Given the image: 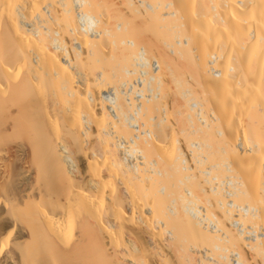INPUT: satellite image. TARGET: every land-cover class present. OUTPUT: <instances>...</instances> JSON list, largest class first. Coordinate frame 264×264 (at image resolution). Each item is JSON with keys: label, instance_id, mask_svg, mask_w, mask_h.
<instances>
[{"label": "bare ground", "instance_id": "obj_1", "mask_svg": "<svg viewBox=\"0 0 264 264\" xmlns=\"http://www.w3.org/2000/svg\"><path fill=\"white\" fill-rule=\"evenodd\" d=\"M139 1L140 6L144 5L152 12L159 5L151 4L153 0ZM171 1L169 7L173 4ZM194 1L197 3L198 0H187L188 4L181 1L182 7L184 8L186 3L185 7L192 5L197 8ZM199 1L205 2L207 10L197 13L196 8L192 12L190 7L192 13H189V9L184 8L189 14L186 17L189 22L184 19L181 24L191 27V32L186 28L190 37L186 36L180 41L182 37L178 39L179 36L174 33L176 30L173 32L176 24H172L176 23V15L181 10L177 8L179 6L174 7L175 10L172 7V10H166L175 16L171 22H163V19L160 22L158 15L153 17L152 14H147L148 18L139 23L140 25H135L134 32L130 31L131 34L133 32V37H130L129 29L126 31L125 25L123 27L121 23L116 26L118 30L122 27L125 29L121 35L110 32L111 22L109 27H101L103 19L100 20L102 16L98 15L102 5L100 0H0V264H169L165 259L168 257L163 258L159 251L162 246H158V239L164 238L166 233L169 241L173 243L177 238L176 231H179V236L180 231H184L183 236L185 232L189 238L192 236V240L197 243L192 247L198 245L195 251H199L201 246H208L202 247L203 250L201 248L205 255L202 253L196 259L201 260L199 264H230L231 261V264H252L251 260L254 259L250 252L254 257L261 256L262 262L259 261L264 264V0ZM205 4L203 3L204 6ZM97 5L100 9L95 8H99ZM111 5L113 6L112 3ZM103 6L105 7V2ZM201 6L199 4V7ZM90 7H94L95 14ZM184 11L181 10L180 13ZM190 14L194 16L193 19ZM129 22L132 25L137 24L136 20ZM170 31L174 33L172 37L176 36L178 39L175 41L178 46L181 45L180 48L174 47L171 42V45L168 44ZM203 33L209 38L204 37L201 41ZM101 39L108 44V50L102 49L99 42ZM202 42L206 43L207 47L204 48ZM135 43L139 45L137 52L134 50V47L138 46ZM161 43L166 44L164 48L172 46L169 50L171 54L161 52ZM78 46L81 50H77ZM153 53L155 55H152ZM139 59L145 66V90H153V93L139 110L135 122H139L141 130L134 134L129 117L130 105L124 100L120 87L127 80L128 69ZM95 67L100 70H95ZM190 72L191 77L195 76L197 82L200 81L205 89L208 86L212 89L214 86L221 92V103L218 100L221 109L217 103L218 108H214L218 109V112L222 111L217 117L218 112L215 110L214 114V110L210 108L214 115L208 118L213 120L215 116L221 119L223 116V122L214 120L217 125L220 122L222 127L224 126L225 137L221 125H218V129L212 121L213 127L216 126L214 132L217 133L218 129V133L223 134V137H220L223 139H217L216 134L212 130L209 131L212 125L205 117H201L204 115L202 107L201 115L199 114L200 124L203 123L202 125L208 128L203 129L199 124V119H196L198 114H195V118L193 114V119L198 122L195 121L197 126L192 120V112L187 109L188 106H200L197 104L202 103H199L200 99L193 101L195 96L185 82V73ZM91 86H95L97 91ZM167 89L174 96L171 98V105L168 100L166 103L162 98L168 95ZM108 90L115 95L113 105L105 102L103 92ZM146 102L148 105L152 103L155 110L160 112L156 119L154 118L152 126L143 120L149 113L144 110L146 106L149 109V106L145 105ZM83 105L85 109L80 108ZM144 114L146 116H143ZM236 115L240 121H235ZM150 116L147 119L151 118ZM149 120L151 122V119ZM174 121L180 127L176 133L182 132V136L185 134V139L190 141L185 142V145L188 144L182 148L183 151L190 146L188 149L192 152L195 163L198 162L200 170L207 168L201 172L204 173L203 179L209 188L201 186L202 190L199 192H203L202 195L208 194L204 195L207 197H202L203 202L206 199V204L213 208L212 211L218 210L219 217L216 215L217 211L213 213L212 208L207 209L205 202L202 204L198 192L194 194V189L201 185L198 178L201 176L202 181V173L197 169V164V168H190L187 163L189 158L184 157L179 145L174 144L177 136L170 135L175 131V124H172ZM91 124L97 125L95 129L99 130V135H96L102 139L100 141L95 138L97 145L102 147H99L101 152L103 151L102 154L98 151L99 157L89 155L92 149L86 153V145H90L94 139L91 143L87 140L95 137L94 133H91L93 130H90ZM120 124L129 125L133 130L132 134L129 133L127 137L128 134L121 132L118 129ZM172 125L174 128H171ZM199 125L206 131L204 134L202 129L193 132L189 128L196 129ZM128 128L125 129L128 131ZM239 128L241 133L238 135ZM115 130L122 134L119 135ZM100 132L103 133L102 138ZM190 132L194 133L191 140ZM195 132H198V139L203 134L208 141L198 142L203 137L197 141ZM64 134L67 135L66 139ZM103 135L109 137L103 139ZM168 135L169 137H166ZM118 136L125 138L128 143L124 148L121 142L115 140ZM171 136L175 138L174 141ZM160 137L168 138V142L160 141ZM141 138H145L142 142L151 139L153 147L159 149L157 154H164L161 157L158 155V161L160 157L163 160H171L169 163L165 160L166 165L170 162L172 165L176 160L184 164L179 166L180 169L177 167L178 162L174 163L181 173L179 175L176 168L179 185L176 179H172L170 185H165L162 179L167 172H163L165 166L160 163L158 165L156 160L151 162L147 159L150 157V154L146 157L147 153L152 151V147L150 144L149 148L142 146L145 143H140ZM212 138L214 142L217 139L219 143H214ZM176 141V144L180 143ZM171 143L179 149L178 152ZM213 143L218 146L217 149L221 148L216 150ZM211 146L213 147L210 148ZM89 147L94 148L93 145ZM213 148L214 151L208 152ZM155 152L153 150L152 153ZM205 153L216 155L217 157H213L220 162L214 160L216 163L210 164L206 160L210 158L212 161L213 158L207 157ZM73 155L80 160L79 164L85 172L83 175V172L78 173L80 170L77 171L78 176L75 174L73 168L77 167H73ZM132 157L136 160L132 161ZM139 158L142 161H138ZM205 162L211 166L203 164ZM139 163L145 165L146 167H142L149 169L151 174L146 175ZM149 163L152 167L147 165ZM76 165L79 166L78 163ZM156 165L161 170L155 167ZM218 166L222 169V175H219L221 179L217 176L219 173L215 172H220V168L213 169ZM235 166L239 172H236ZM182 168L191 169V172L197 169L196 174L199 171L200 175L197 174V178L193 173L190 175L189 171H184L186 174L183 173L182 176ZM102 170L104 173L99 172ZM106 172L108 176H113L114 173L120 176H117L120 180L119 186L110 179L111 177L102 175H106ZM212 172L216 175H211ZM234 172L238 174L235 175ZM79 174L82 176L79 177ZM178 176L184 177L183 180L181 177L178 179ZM169 177L168 181L171 180ZM204 182L202 185H206ZM225 182L230 189H225ZM179 186L183 187L182 191ZM222 189H225V194ZM248 197L255 203L251 200L250 203ZM199 202H202V205ZM199 208H204V213H201ZM162 227L165 232L159 234L160 230V233L163 232ZM156 228H161L158 232L160 236ZM188 237L184 236L189 240ZM179 240L181 241L180 238ZM200 242L204 245H199ZM165 243L167 245V242ZM174 243L179 250L182 243ZM188 244L190 245V242L187 241ZM210 246L212 248H209ZM167 247L169 245L162 248L168 253ZM188 250L186 254L190 253ZM183 253L179 255L182 254L183 257ZM169 256L171 261L172 256ZM192 256L187 254L184 256L186 259L181 257L185 261L183 264H190ZM182 261L180 259V262Z\"/></svg>", "mask_w": 264, "mask_h": 264}, {"label": "rangeland", "instance_id": "obj_2", "mask_svg": "<svg viewBox=\"0 0 264 264\" xmlns=\"http://www.w3.org/2000/svg\"><path fill=\"white\" fill-rule=\"evenodd\" d=\"M95 1H97V0H95ZM115 1H116V2H115ZM145 1L151 2L150 0H145ZM153 1H154V2H153ZM153 1H152L151 4H153L154 6H156V5L159 4V5L157 6V8L155 7L156 9L154 8L153 12H152L151 10H149L147 7H145L144 5H141V6H140V5H139V2H140L139 0H136V2H135L134 0H133V1H132V0H109V1H108V0H104V1L102 0V2H101V0H100L99 3L102 4V5L100 6L101 9H100V7H99L98 5H97V6H98L99 8H97L96 6H95V8H96V9H100V13L102 14V15H101L100 13L98 14V15L102 16V17H100V20L103 19V20H102L103 22L100 23V24H101V27H103L102 25H104V26L106 25L107 27H109V23L111 22V23H110L111 26H110V28H109V29L111 30L110 32H111V33H119V34H120L121 32H124L125 29H124L123 27H124V25H125L126 31L129 29L128 33H129L130 35H129V34H128V35H129L130 37H133V32H134L135 27L138 26V25H140V24L145 20L146 17L148 18V15H151V14H152L153 17L156 16V15H158V18L160 17V18L158 19V21H160V22H162V19H163V22H166L167 20H169V22H171V20H173V19L175 18V16H172L171 14H169L170 12H168V11H166V10H172L171 7L173 8V10H175L176 6H179L180 8L177 7L178 10L181 9L182 11H184V8L187 7V6L185 7V4H186V3L188 4V2H189V1L187 2V0H180V1L177 0V1H178L177 3H176V0H173V1H171V0H159L160 2H159L158 0H153ZM157 1H158V2H157ZM166 1H167V2H166ZM170 1L173 2V4L171 3L172 5L170 4V7H169V3H170ZM174 1H175V3H174ZM181 1H182V2H185V1H186V3H184V8L182 7V2H181ZM198 1H199V0H198ZM198 1H197V3H195L196 1H194V3L197 4V5H196L197 8L195 7V8H196L195 12H197V13L200 12V13H201L202 11L207 10V9H205V8H207L205 2L202 1V2L205 4V6H204L203 3H200V1H199V3H198ZM92 2H93V0H92ZM104 2H105V7L103 6V5H104ZM110 2L113 4L114 7L111 5ZM155 2H156L157 4H156ZM115 3H116V5H115ZM140 3H141V2H140ZM160 3H161V5H160ZM166 3H168V4H167V7L165 6ZM190 3H191V1H190ZM190 3H189V5H190ZM94 4H95V3H94ZM192 4H193V3H192ZM199 4L202 5V6L199 7ZM110 5H111L112 7H111ZM106 6H107V8H106ZM154 6H153V7H154ZM103 7H104L105 10L103 9V11H102V8H103ZM108 7H109L110 9H109ZM139 7H140V8H139ZM168 7H169L170 9H169ZM174 7H175V8H174ZM190 7H191L192 12H194L193 9H195V8H194L192 5H191ZM190 7H189V8L187 7V8L189 9V11H188L189 13L191 12ZM202 7H203V8H202ZM90 8H91V7H90ZM114 8H115V9H114ZM117 8H118V9H117ZM187 8H186V9H187ZM121 9H122V10H121ZM163 9H164V11H163ZM186 9H185L186 12L184 11V13H183V12L180 13L181 10H179V11H180V12H179L180 14H179V13H178L177 15L175 14L176 17L178 16V17L175 19V22H176V23H172V24H174V25L176 24V27L173 29V32H174V30H176L174 33H176V34L179 36L178 39H179L180 37H182L180 41H182V39H185L186 36H187V37H188V36L190 37V33H189V32L187 33L186 28H187L188 30L190 29L189 31L191 32V27L189 28V27H186V26H184V25L181 24V21L183 20L182 23H184V19H186V17L189 15V14L187 13V10H186ZM91 10H92L93 13L95 14V12H94L95 9H94V7L91 8ZM113 10H114V11H113ZM96 11H97V10H96ZM101 11H102V12H101ZM105 11H106V12H105ZM108 11H109V12H108ZM117 11H118L119 13H118ZM154 11H155V12H154ZM165 12H166V13H165ZM192 12H191V13H192ZM111 13H112V14H111ZM121 13H122V14H121ZM126 13H127L128 16L126 15ZM137 13H138V14H137ZM149 13H150V14H149ZM197 13H196V14H197ZM96 14H97V13H96ZM110 14H111V15H110ZM119 14H121V16H120ZM129 14H130V15H129ZM147 14H148V15H147ZM168 14H169V15H168ZM194 14H195V13H194ZM194 14H193V15H194ZM105 15H106V16L108 15L107 18H105V17H106ZM109 15L112 16V17H110ZM152 15H151V16H152ZM170 15H171V16H170ZM179 15H180V16H179ZM96 16H97V15H96ZM151 16H149V17H151ZM184 16H185V18H184ZM190 16L192 17V19L194 18V16H192L191 14H190ZM97 17H99V16H97ZM109 17H110V19H109ZM118 17H119V18H118ZM122 17H123V18H122ZM153 17H152V18H153ZM166 17H167V18H166ZM168 17H169V19H168ZM112 18H113V19H112ZM170 18H172V19H170ZM115 19H116V20H115ZM119 19H120V20H119ZM155 19H156V17H155ZM164 19H165V20H164ZM180 19H181V20H180ZM188 19H189V18H188ZM105 20H106V21H105ZM135 20H136V23H137V24H135V23H133V25H132V23L130 24L129 21H132V22L134 21V22H135ZM186 20H187V19H186ZM122 21H123V22H122ZM156 21H157V20H156ZM178 21H179V22H178ZM112 22H113V23H112ZM148 22H149V21H148ZM188 22H189V21L187 20V23H188ZM106 23H107L108 25H107ZM115 23H116V24H115ZM119 23H121V25L123 26V27L121 28V29H123L122 31H120L121 29L118 30L117 27H116L117 24H119ZM139 23H140V24H139ZM128 24H129V25H128ZM160 24H161V23H160ZM179 24H181V25H179ZM192 24H193V23H192ZM135 25H136V26H135ZM190 25H191V24H190ZM126 26H127V27H126ZM131 26H133L132 29H131ZM179 26H180V28H179ZM128 27H130V28H128ZM99 29H101V28L99 27ZM180 29H181V30H180ZM80 30H82V29H80ZM132 30H133V32H132V34H131L130 31H132ZM115 31H116V32H115ZM87 32L90 33L89 31H87ZM171 32H172V31H170V36L168 37L170 40L167 39V40H168V44H170L169 42H171V44H172L174 47H176V48H180L181 45L178 46L177 43H176V41H177L178 39L176 38V36H173V37H172V35H174V33L172 32V34H171ZM181 32H182L183 34H181ZM88 33L84 32V34H87V35H88ZM126 33H127V32H126ZM79 34H80V33H78V35H79ZM82 34H83V33H81L80 35H82ZM84 34H83V35H84ZM124 34H125V33H124ZM124 34H123V36H124ZM176 34H175V35H176ZM188 34H189V35H188ZM89 35H90V34H89ZM120 35H121V34H120ZM149 35H151V34H149ZM202 35H204V33H203ZM92 36L94 37V35H92ZM129 36H128V37H129ZM102 37H103V35H102ZM104 37H105V36H104ZM104 37H103V38H104ZM124 37H125V36H124ZM126 37H127V34H126ZM150 37H151V36H150ZM171 37H172V38H171ZM184 37H185V38H184ZM204 37L206 38V36L204 35V36L201 38V41H202V39H203ZM207 38H209V37H207ZM207 38H206V39H207ZM102 40H104V39H101V41H99L100 44H101L102 46H101L100 44H99V45L102 47L103 50L106 51V50H108V48H106V47H108V46H107L108 44L105 42V40H104V42H103ZM167 40H166V42H167ZM175 40H176V41H175ZM203 40H204V39H203ZM145 42H146V41H145ZM137 43H138V42H137ZM137 43H135V44L138 45ZM175 43H176V44H175ZM171 44H170V45H171ZM174 44H175L176 46H175ZM201 44H202V46H203L204 48L207 47V46L205 45L206 43L202 42ZM203 44H204V45H203ZM165 45H166V44H164V43H163V44L161 43V45H159L160 47L163 46L162 48H160V49L162 50L161 52L165 51V52H167L168 54H171V53L169 52V50L171 49L172 46H170V45H169V46H166V47H165L166 50H165V48H164ZM182 46H183V45H182ZM78 47H79V48H78ZM78 47H77V50H78V49L81 50V47H80V46H78ZM138 47H139V45L134 47L135 52H137ZM158 51H159V50H158ZM191 52H192V51H191ZM152 55H155V54L153 53ZM190 55H192V53H190ZM152 57H153V56H152ZM98 67H99V66H98ZM98 67H97V68L95 67V70H96V69H97V70H100V69H101V67H99L100 69H99ZM191 74H192V72H190V73H185V75H186L187 77L184 75V76H185L184 78H185V80H186L185 82L188 83V85H187V84H186V85H187V87L190 86V90L193 92V95L195 96L193 101H195V99H196V101H197L198 99H200V100H198V101H199V103L201 102L202 104H197V105H200V106H196L195 104H192V105H194V106H192V107H190V106H191V104H190V106H188L187 109H190V111L192 112V114H191V116H192V120H193L194 123H195L196 120L193 119V114H194V118H195V117L197 116V114H198V116L196 117V119H197V118L199 119V118H200L199 114L201 115V111H200L201 109H200V108L202 107V112H203V114H204L205 116H204V115H201V117H202V118L205 117L206 120L209 121V124L212 125V126H210V128H209L210 130H209V129H208V130H209V131L212 130V131L214 132V130L216 131V129H215L216 126H217V128H218V127L221 125L220 122H223V121H221V119H222L223 116H221V119H220V118H219V119H218V118H215V116H213V118L216 119V122H217L218 120L220 121V122L218 123V125L220 124L219 126L216 124V122H215L214 119H213V120L211 119V118H212L211 116L214 115L216 111L218 112V109L216 110V108H218V105H219V108L221 109V105L219 104V103H221L220 100H219V99H221V98H220V96H221L220 93H221V92L218 90V88H215L214 86H213V87H214L216 90H214L213 87H212V89H210L211 86H208V87L205 89V86H204L203 84L201 85L200 81H199V83H198L197 80L195 79L196 77H195V76L191 77ZM189 75H190V76H189ZM127 78H128V76H127ZM216 78H218V77H216ZM187 79L189 80V82H188ZM193 79H194V80H193ZM192 81H193V82H192ZM190 82H191V83H190ZM189 83H190V85H189ZM78 84H80L81 86L84 87V85L81 84V82H78ZM199 84H200V85H199ZM170 86H171V84H170ZM206 86H207V85H206ZM83 87H82V90L84 91ZM94 87H95V86H94ZM94 87L92 88V86H91L92 89L96 90ZM110 87H111V86H110ZM91 88H90V89H91ZM96 88H97V87H96ZM198 88H199V89H198ZM208 88H209V90H208ZM197 89H198V90H197ZM199 90H200V91H199ZM203 90H204V91H203ZM206 90H207V91H206ZM210 90H211V92H210ZM96 91H97V90H96ZM166 91H167L166 93H167L168 95H167V94H165V95H167L168 97L166 96V97H167V98H166V97L163 96L162 98L164 99L165 102H166V100H168V103H170V101H172V99H173L174 96H173V94H172L171 92L168 91V89H167ZM217 91H218V92H217ZM92 92H93V91H92ZM192 92H191V93H192ZM194 92H196V94H194ZM219 92H220V93H219ZM95 93H96V92L94 91V94H95ZM197 93H198V95H197ZM216 93H217V94H216ZM191 95H192V94H191ZM193 95H192V96H193ZM201 96H202V97H201ZM196 97H197V98H196ZM165 98H166V99H165ZM169 98H170V100H169ZM171 98H172V99H171ZM202 100H203V101H202ZM218 100H219V103H218ZM164 101H163V103H165ZM211 102H212L213 104H211ZM89 103H90V102H89ZM147 103H148V102H146L145 105H146ZM166 103H167V102H166ZM216 103H217L218 105H217ZM148 104H149V103H148ZM148 104H147V105H148ZM150 104H151V105H148V106H149V109H148V107L146 106V109H144V110H146V111L149 112L147 117H149L150 114H151V116H150L151 118H149V119H151V122H150L149 119H147V117H143V118H144L143 120H144V121H145V120L148 121V124L151 125L153 122H155V121H153V120L156 119V118H155L156 115H159L160 112L158 113V111H156L157 109L155 110V108H154V106L152 105V103H150ZM171 104H172V102L170 103V105H171ZM201 105H203V106H201ZM195 106H196V107H195ZM83 107H84V105L81 106L80 108L82 109ZM214 107H216V108H214ZM80 108H79V109H80ZM152 108H153L154 110H153ZM210 108H212L214 111H213L212 109H210ZM81 109H80V110H81ZM84 109H85V107H84ZM193 109H194V110H193ZM204 109H205V110H204ZM220 109H219V110H220ZM150 110H151V113H150ZM152 110L154 111V113H155V111H156V113L154 114V113L152 112ZM192 110H193V111H192ZM209 110H210V111H209ZM215 110H216V111H215ZM84 111H85V110H84ZM142 111H143V110H142ZM146 111H145V112H146ZM212 111L214 112V114L212 113ZM220 111H222V110H220ZM220 111H219L218 113H216V116H217V117H218V114L220 113ZM188 112H189V111H188ZM197 112H198V113H197ZM141 114H143V113H141ZM195 114H196V116H195ZM154 115H155V116H154ZM210 115H211V116H210ZM143 116H146V115L144 114ZM208 117H211V118H210L211 121L209 120ZM236 117H237V115H236ZM141 118H142V115H141ZM152 118H153V119H152ZM154 118H155V119H154ZM207 118H208V119H207ZM241 118H242V117H241ZM241 118H240V119H241ZM198 119H197V120H198ZM249 119H251V117H250ZM109 120H110V119H109ZM109 120H108V121H109ZM141 120H142V119H141ZM141 120H140V121H141ZM222 120H223V119H222ZM233 120H234V119H233ZM237 120L240 121L238 117H237V119H235V121H237ZM246 120H247V117H246ZM246 120H245V121H246ZM144 121H143V123H147V122H144ZM199 121H200V122H199ZM212 121L215 122V123H214V124L216 125V126L214 125L215 128L213 127V122H212ZM243 121H244V118H243ZM247 121H248V120H247ZM247 121H246V122H247ZM141 122H142V121H141ZM198 122H199V124H200V123H201V119H199ZM198 122L196 121V123H198ZM210 122H211L212 124H211ZM126 123H127V122H126ZM196 123H195V125L197 126ZM247 123H248V122H247ZM122 124H123V123H122ZM122 124H120V126H121ZM148 124H146V125H148ZM172 124H173V125L175 124V125H174V127H175L174 130H175V131H174V130H173V131L176 133V132L178 131V127H179V125H177V123H176L175 121L172 122ZM192 124H193V123H192ZM202 124H203V123H202ZM202 124H200V125H202ZM223 124H224V123H223ZM89 125H90V124H89ZM118 125H119V124H118ZM146 125H145V126H146ZM150 125H149V126H150ZM173 125H172L171 128H174ZM193 125H194V124H193ZM193 125H192L191 127H193ZM195 125H194V126H195ZM200 125H199V128L196 127V129H192L191 127H189V128H190L191 130H193V132H194V130H198V132H199L200 129H202V128L200 127ZM245 125L247 126V124H245ZM91 126H92V127H91ZM91 126H90V130H93V131H92V132L90 131V132H91L92 134L94 133L95 137H94V135L91 134V136H93L94 138H91V136H90L89 138H91V139H90V140H87V141H90V143H91V142L93 141V139H94V141L96 142V144H95V142L93 141V142H92L93 144L91 143L90 145H91V146L93 145L94 148H95V147H97V148L94 149L93 147H89L90 145L88 144V142H85V143L88 144V145L85 144V145H86V149H88V150L86 151V153L88 154V151H89L90 149H92V152H93V151H94V152H93V153H92V152L90 153V151H89V155H93V154H94V156L99 157V156H100L99 152H100L101 154H102V152H103V151L101 152V150H102L101 148H102V147L99 146V145H97V140L100 139V138L97 137L96 134L99 133V130L95 129V127H96L97 125L94 126V125L91 124ZM93 126H94V127H93ZM123 126H124L125 128H128V127H129V125H126V124L123 125ZM123 126H121L120 128H119V126H118V129H120L121 132H125V134H128V135H127V137H128V136L130 135L129 133H131V131H133V130H131L130 127H129V128H128L129 130L127 131V129L123 128ZM149 126H148V127H149ZM151 126H152V125H151ZM151 126H150V128H151ZM176 126H177V127H176ZM202 126H203V125H202ZM203 127H204L203 129H207V128H208V127H206V126H203ZM211 127H212V128H211ZM221 127H222V125L220 126V128H221ZM223 127H224V126H223ZM223 127H222V129H223ZM145 128H146V127H145ZM213 128H214V129H213ZM220 128H218V129H220ZM237 128H238V127H237ZM247 128H248V126H247ZM249 128H250V127H249ZM115 129L117 130V127H116ZM122 129H123L124 131H122ZM147 129H148V128H147ZM203 129L201 130V132L204 134V131H205V130H203ZM218 129H217V133H218ZM240 129H241V128H239V130H238V135L241 133V130H240ZM94 130H95L97 133L94 132ZM100 130H102V129H100ZM116 130H115V131H116ZM179 130H180V127H179ZM126 131H127V132H126ZM187 131H188V130H187ZM189 131H190V130H189ZM189 131H188V132H189ZM209 131H208V132H209ZM252 131H253V129H252ZM116 132H117V131H116ZM118 132H119V130H118ZM118 132H117V133H118ZM121 132H119V135H120ZM174 132H173V133H174ZM178 132H179V131H178ZM191 132H192V131H191ZM191 132H190L191 135L194 134V133H191ZM198 132H195V134H196L195 137L198 135ZM201 132H200V133H201ZM205 132H206V131H205ZM208 132H207V133H208ZM213 132H211V133H213ZM100 133H101V134H100V137H101V135H102L103 133H102V132H100ZM171 133H172V132H171ZM173 133L170 134V135H173V136H175V137L177 136V137H176V138H177L176 140H178V142H180V143H179V144H176L177 141L175 140L174 144H175V145H179V148H180V149H182L183 147L187 146V144L190 142V141H188L187 138L185 139V137H184L185 134H184V133H183L184 136H182V132H180L181 134H180V133H176V134L174 133L175 135H174ZM200 133H199V134H200ZM202 133H201V134H202ZM211 133H210V134H211ZM214 133L216 134V138L218 139V137H219V138H220V137H223L222 135L225 133V131H224V129H223V134H222V135L219 134V133H218V134H219V135H218L216 132H214ZM214 133H213V134H214ZM262 133H264V132L262 131ZM65 134H66V133H65ZM65 134H64V138L66 139L65 136H67V135H65ZM121 134H122V133H121ZM131 134H132V133H131ZM190 134H189V136H190ZM203 134H202V137H203ZM215 134H214V136H215ZM98 135H99V134H98ZM123 135H124V134H123ZM180 135L182 136V138H181ZM205 135H207V134H205ZM217 135H218V136H217ZM125 136H126V135H125ZM186 136H187V135H186ZM207 136H208V135H207ZM263 136H264V134H263ZM108 137H109V136H108ZM108 137H107V136L105 137V136L103 135V139H104V138H108ZM166 137H169V135L166 136ZM171 137H172V136H171ZM171 137H170V138H171ZM183 137H184L185 141H184ZM200 137H201V135L199 136V139H200ZM202 137H201V138H202ZM208 137H209V136H208ZM224 137H225V134H224ZM89 138H88V139H89ZM95 138H96L97 140H96ZM101 138H102V137H101ZM162 138H163V139H162ZM170 138H169V141H170ZM172 138H173V139H172ZM172 138H171V139L174 141L175 138H174V137H172ZM191 138H192V139L194 138L193 135H192V137L190 136L189 140H191ZM196 138H197V141H198V140H199L198 137H196ZM206 138H207V137H206ZM263 138H264V137H263ZM110 139L112 140L111 137H110ZM110 139H109V140H110ZM143 139H145V138H143ZM143 139H142V138L140 139V140H141L140 143L143 141ZM160 139H161V140H160ZM182 139H183V140H182ZM212 139H213L212 141L214 142V138H212ZM217 139H216V142L219 143V141H217ZM220 139H223V138H220ZM101 140H102V139H100V141H101ZM159 140H160V141H166V142H168V138H165V137H160ZM204 140L208 141V139H205V138L203 137V139H202V140L200 139V141H198V142H201V141H204ZM210 140H211V138H210ZM85 141H86V140H85ZM145 141H146V142H145ZM145 141L142 142V143H145L144 145L141 143L142 146H144V147L146 146V147L149 148V144H150V146L152 147V151H150L151 148L148 150V152H149V151H150V152L147 153V156H146V157L149 156L148 154H150V157L147 158V159L151 160V162H153L154 160H156L158 165H159V163H160V165H162L163 167L165 166V169H164V170L162 169L164 173H165V171L168 172V169H169V172H170V173H168V174H167V172H166V174L163 173L165 176L163 175V176H162V179H163V181H164V183H165L166 186L170 185L172 179L175 181V179H176V173L178 172L179 175L181 174V173H180V170H178V169H179L180 167H182L181 164H182V165H184V164L181 163L180 160H179V161L176 160V161L178 162V164H177L178 166H177V167L180 166L179 168H177V167L175 166V164H174V163H176V161H174V162L172 163V165H171V162H170V164H168L169 161H171V160H167L166 158H164V160H163V158H160V157H161L162 155H164V154H161V156H160V153H162V152H160L159 154H157V151H159V149L153 147L151 139H150V140H145ZM150 141H151V142H150ZM173 141H170V142L173 143ZM187 141H188V143H186V145H185V142H187ZM170 142H169V143H170ZM191 142L193 143V141H191ZM194 142H195V141H194ZM216 142H214V143H216ZM220 142H221V141H220ZM138 143H139V141H138ZM172 143H171V146L175 148V145L172 144ZM192 143H191V144H192ZM195 143H196V142H195ZM201 143H204V142H201ZM210 143H211V142L209 141V144H210ZM214 143H213V146H214V148L216 147V150H218L219 148H221V147H219V148L217 149L218 146H217L216 144H215V145H216V146H215ZM141 144L139 145V148H140ZM146 144H148V145H146ZM173 145H174V146H173ZM183 145H184V146H183ZM210 145H211V144H210ZM180 146H181V147H180ZM213 146H211L210 148H212ZM222 146H223V145H222ZM99 147H101V148H99ZM144 147H143V148H144ZM156 147H158V146L156 145ZM177 147H178V146H177ZM143 148L141 147V149H143ZM148 148H146V149H148ZM188 148L190 149V146H188L187 148H184V151H183V149H182V152H184V157H188V158H189V159H188V158H187V159H188V161H189L190 163H189V162H187V163L190 164V165H189L190 168L193 169V167H196V166L198 167V164H197V163H198V162H197L198 160L195 159L196 162H197V163H195V161H194V159H193V157H192V152L189 151ZM208 148H209V147H208ZM214 148L211 149V150L209 149L210 151L208 150V152L214 151ZM86 149H85V150H86ZM100 149H101V150H100ZM96 150H97V151H96ZM118 150H119V149H118ZM118 150H117V151H118ZM153 150L156 151L155 154L152 153ZM175 150H176V152L179 151L178 148H177V149L175 148ZM95 151H96L97 153H96ZM98 151H99V152H98ZM119 152H120V151H119ZM145 152H146V150H144V153H145ZM206 152H207V151H206ZM151 153L154 154V155L156 156L157 159H155V156L152 155ZM216 153H217V156L220 155L219 151H217ZM216 153H215V154H216ZM218 153H219V155H218ZM176 154H177V153H176ZM185 154H186V155H185ZM190 154H191V155H190ZM205 154H207V153H205ZM158 155L160 156V157H159V160H160V161H158ZM74 156H75V155H73V157H74ZM206 156H207V157H208V156L210 157L211 155L207 154ZM213 156H214V157H217L216 155H213ZM213 156H211V158H213L212 161L209 160L210 158L207 159L206 161H209L210 164H211L212 162L214 163L215 158H214ZM152 157H153V158H152ZM223 157H224V156H223ZM76 158H77V157H74L75 160H73V161H75V162H74L75 165H76V163H78L79 166H77V165H76V166L73 165V167H77V168H73V167H72V168H73L74 171H76L75 174H76L77 176H78V173H81V172H83V173H82V175H83V174L85 173L84 170H83V167L79 164V161H80V160H78V158H77V159H76ZM150 158H151V159H150ZM139 159H140V160H139ZM139 159H138V161H142L141 158H139ZM161 159H162L163 161H162ZM220 159L223 160L222 157H220ZM149 160H147V161H149ZM165 160L168 161L167 165H166V163H165ZM216 160H217L218 162H220L217 158H216ZM216 160H215V161H216ZM217 161H216V162H217ZM162 162H163V164H162ZM216 162H215V163H216ZM221 162H222V161H221ZM74 163H73V164H74ZM194 163H195V164H194ZM207 163H208V162H207ZM207 163L205 162V163H203V164H207ZM213 163H212V164H213ZM215 163H214V164H215ZM196 164H197V165H196ZM199 164H200V163H199ZM210 164H209V165H210ZM219 164H221V163H219ZM236 164H237V163H236ZM236 164H234V165H236ZM147 165H148V166L150 165V167H152L150 163L147 164ZM158 165H156L155 167H157ZM169 165H171V166L169 167ZM193 165H194V166H193ZM195 165H196V166H195ZM201 165H202V163H201ZM201 165H200V166H201ZM207 165H208V164H207ZM209 165H208V166H209ZM139 166L142 167V166H145V165H142V163H139ZM173 166H174V167H173ZM202 166H203V165H202ZM210 166H211V165H210ZM210 166H209V167H210ZM237 166H238V164H237ZM237 166H235L236 168L234 167V168L236 169V172L238 171V167H237ZM145 167H146V166H145ZM145 167H144V168H145ZM197 167H196V168H197ZM203 167H204V166H203ZM205 167H207V166H205ZM144 168L142 167V171L144 170V173H145L146 175L151 174L149 169H148V170H149V171H148L146 168H145L146 170H145ZM148 168H149V167H148ZM157 168H158L159 170H161L159 167H157ZM166 168H167V169H166ZM170 168H171V169H170ZM172 168H173V169H172ZM176 168H177V170H176ZM219 168H220V172L215 171L216 174L219 173V174H217V176L220 175V173L222 172V169H221V167H219V166L216 167V168H213L214 170H215V169H218V170H219ZM81 169H82V170H81ZM180 169H181V168H180ZM183 169H184V168H182V174L184 173V171H186V172L189 171L190 175H191V173H193L194 176H195V175L197 176V174H199V171H200V174H201V173L203 172V170H205V169H207V168L200 170V168L198 167L197 169H198L199 171H198L197 174H196V170H197V169H195V171L192 170L193 172H191V169H187V170H186V169L183 170ZM79 170H80V171H79ZM175 170H176L177 172H176ZM223 170H224V169H223ZM77 171H79V172L77 173ZM174 171H175V174H173ZM201 171H202V172H201ZM224 171H225V170H224ZM99 172L104 173V170L99 171ZM146 172H147V173H146ZM213 172H214V171H213ZM213 172H212L211 175H213ZM225 172H226V171H225ZM238 172H239V171H238ZM106 173H107V172H106ZM141 173H142V175H143V172H141ZM171 173H172V174H171ZM178 173H177V174H178ZM145 174H144V175H145ZM170 174H171V175H170ZM184 174H186V173H184ZM184 174H183L182 176H184ZM200 174H199V175H200ZM216 174H214V175H216ZM224 174H225V173H224ZM224 174H223V175H224ZM227 174H228V172H227ZM231 174H233V172H232ZM234 174H235V172H234ZM236 174H238V173H236ZM236 174H235V175H236ZM82 175H81V176H82ZM102 175H103V176H108V173H107L106 175H104V174H102ZM167 175H170V177L167 176ZM201 175H202V181H200V177H201V176H200L199 178H198V176H197V178H198L199 182L201 183V185H199V187H197V188L194 189V190H195V193H194V194H196V193L198 192V194H200V199H202V202H203V198H204V197H207V196H204V195H206L207 193H204V195H202L203 192L200 193L199 191L202 190L201 186H203V188H206V189L209 188V187H208L207 183L204 182V180H205V179H203V175H204V173H202ZM211 175H210V176H211ZM214 175H213V176H214ZM221 175H222V173H221ZM221 175H220V176H221ZM81 176H80V174H79V177H81ZM117 176H119V175H116V174L114 173L113 176H112V175H109L108 178L111 177L110 179H111V180H114L115 184L118 183L117 185L119 186V184H120V183H119V181H120V180H119V177H120V176H119V177H117ZM166 176L169 177L171 180L168 181L169 179H168ZM172 176H173V177H172ZM206 176H207V175H205V177H206ZM220 176H219V178L221 179ZM112 177H116V178L113 179ZM164 177H165V178H164ZM180 177H181V176H180ZM180 177L178 176V179H181V178H182L181 180H183L184 177H181V178H180ZM205 177H204V178H205ZM206 178H207V177H206ZM115 179L118 180V181L116 182ZM167 179H168V180H167ZM195 179H196V178H195ZM166 181H168V183H167ZM174 181H173V182H174ZM176 182H178L177 184L179 185L180 182H179L177 179H176ZM202 182L206 183L207 186H206V185H202V184H203ZM213 182H214V181H213ZM174 183H175V182H174ZM174 183H173V184H174ZM185 183H187V182H185ZM185 183H181V185H182V184L185 185ZM225 183H226V182H225ZM225 183H224V184H225ZM209 184H210V183H209ZM178 185H177V186H178ZM227 185H228V183L225 184V186H224L225 189H226V188H229V185H228V186H227ZM204 186H205V187H204ZM210 186H211V185H210ZM226 186H227V187H226ZM167 188H168V187H167ZM179 188H181L180 191H182V188H183V187L179 186ZM179 188L177 187L178 190H179ZM200 188H201V189H200ZM206 189H205V190H206ZM225 189H224V190H225ZM229 189H230V188H229ZM194 190H193V191H194ZM222 190H223V189H222ZM222 190H221V191H222ZM224 190L222 191L223 194H225ZM226 190H227V189H226ZM122 192H123V191H122ZM206 192L209 193L210 191H206ZM198 194H197V196H198ZM201 195H202V196H201ZM207 195H208V194H207ZM212 196H213V195H212ZM222 196H224V195H222ZM202 197H203V198H202ZM213 197H214V196H213ZM224 197H225V196H224ZM224 197H222V198H224ZM209 198H211V195H210ZM248 199H249V197L247 198V200H248ZM205 200H206V199H205ZM205 200H204V202H205V204H206V201H205ZM212 200H213V199H212ZM226 200H228V198H227ZM238 200H239V199H238ZM250 200L252 201V203H255V201H254L253 199H251V198L249 199V202H250V203H251ZM202 202H199L200 205L204 204V202H203V203H202ZM238 202H239V201H238ZM201 203H202V204H201ZM240 203H241V201H240ZM206 205H207V204H206ZM206 205H204V206L206 207ZM208 207H210V206L207 205V209H208ZM211 208H212V207H210L209 209H211ZM127 209H128V207H127ZM199 209H200V208H199ZM215 209H216V208H215ZM135 210H137V209L135 208ZM135 210H134V212H138V211H135ZM212 210H213V208L211 209V211H212ZM203 211H205L204 208L202 209V212H203ZM207 211H208V210H207ZM211 211H209V212H211ZM216 211H217V212H216ZM212 212H213V213L216 212V213H217L216 215H218V210H214V211H212ZM203 213H204V212H203ZM135 214H136V213H135ZM262 215H264V214H262ZM262 215H261V217H262ZM218 217H219V215H218ZM263 217H264V216H263ZM263 217H262V221H263ZM260 220H261V219H260ZM260 220H259V221H260ZM248 222H249V221H248ZM260 222H261V221H260ZM263 222H264V221H263ZM249 223H251V222H249ZM258 223H259V222H258ZM225 224H227V223L225 222ZM260 224H261V223H260ZM262 224H263V223H262ZM263 225H264V224H263ZM226 226H227V225H226ZM228 226H230L229 223H228ZM230 227H231V226H230ZM230 227H229V228H230ZM156 229H157L156 231H157V234H158L159 229H161V228H156ZM162 229H163V227H162ZM154 230H155V229H154ZM230 230H231V229H230ZM161 231H162V230H160V232H161ZM232 231H233V230H232ZM160 232H159V234H163L165 231H164V229H163V232H162V233H160ZM190 232H191V231H190ZM233 232H234V231H233ZM178 233H179V231H178V232L176 231L177 238H176L175 241H173V243L177 241V243H178V245H179L180 242L182 243L183 239H185L184 236H185V237H188V236L186 235V232H185V235L183 236L182 233H184V231H180V236L182 235L181 237L178 235ZM234 233H236V232H234ZM159 234H158V235H159ZM164 234H165V235H163L164 238L160 237V238H162V239H160L159 237H157V238L160 239V241H159V239H158V243L160 244V245H158V246H160V247L162 246V247H165V248H166V246L169 245V247H167L166 250H169V251L171 250L170 253H169V251H168V253H167V252L164 251L163 248L161 247L160 249H162L163 252H166L165 255H164L163 252L159 249L160 253H162V255H163V258H164V256L168 257V259H167V258H165V259L169 262V264H170L171 261H173L174 264H176V263H177V264H180V263L183 264V263H185V261H184L182 258H183L185 255H187V254H188V255L190 254L191 256L193 255L192 257H190V264H193V263L196 264V262H197L198 264L200 263L201 260H200V261H199V260L197 261L196 259H197L200 255H202V253H204L203 251H201V248L204 247V246H206V245H204V244L201 243V242L198 243L199 245H200V244H201V245L203 244L204 246H201V247H200V250H199V247H198V250H199L201 253H200L199 251H195L194 249H195L198 245H197V246L194 245L195 248L192 247V245H193L194 243H196V241H195V240H192V236H191L190 238L188 237L190 241L187 240V238H186V239H185V242L183 241L182 245L180 244V246H181V247L183 246L184 248H183V247L181 248V247L179 246L181 249L179 248V250H178V247L175 246V243L173 244L171 241H169V238H168L167 234H166V233H164ZM190 234H191V233H190ZM211 234H212V233H211ZM158 235H157V236H158ZM191 235H192V234H191ZM232 235H233V234H232ZM234 235H237V234H234ZM159 236H160V235H159ZM165 237H166V239H165ZM182 237H183V238H182ZM179 238L181 239V241L179 240ZM163 239H165V240H167V241L164 240V242H163ZM177 239H178V240H177ZM156 240H157V239H156ZM216 240H217V239H216ZM161 241H162V243H164V244L160 243ZM178 241H179V242H178ZM187 241H188V243L190 242V245H189V244L187 245ZM193 241H195V242H193ZM165 242H167V245H166ZM177 243H176V245H177ZM185 243H186V244H185ZM213 243H214V242H213ZM216 243H217V241H216ZM218 243H220V241H219ZM161 244H162V245H161ZM171 244L174 245V246H171ZM196 244H197V243H196ZM211 244H212V243H211ZM221 244L223 245L222 242H221ZM164 245H166V246H164ZM178 245H177V246H178ZM171 247H173V249H172ZM175 247H176V248H175ZM187 247H189V248H187ZM190 247H191V248H190ZM206 247H208V246H206ZM231 247H232V246H231ZM185 248H187V250L189 249L188 252H190V253H187V254H186V251H187V250H186ZM209 248H212V246H210ZM232 248H233V247H232ZM176 249H177L180 253H181V252L183 253V251H184V249H185V251H184V253H183L184 256L182 257V256H181L182 254L179 255L180 253H179ZM192 249H193L196 253H195ZM175 250H176V252H175ZM180 250H182V251H180ZM190 250H191V251H190ZM202 250H203V248H202ZM214 251H216V250H214ZM218 251L220 252V250H218ZM218 251H216V252H218ZM192 252L195 253V254H193ZM197 252H198V253H197ZM216 252H214V253H216ZM171 253H172V254H171ZM199 253H200V254H199ZM208 253H209V252H208ZM221 253H222V252H221ZM196 254H197L198 256H197ZM210 254H211V253H210ZM216 254H217V253H216ZM216 254H215V255H216ZM218 254H219V253H218ZM218 254H217V255H218ZM169 255L172 256V257H171V259H172L171 261H170V259H169V258H170ZM204 255H205V253H204ZM204 255H203V256H204ZM250 255H251V257H253V259H254V260H251V262L253 261L252 264H254V263H255V264H257V263H259V264H263V263H261V262H262V261H261L262 258H260L261 256H260V257L258 256V258H260V259H258L257 256L255 255V257H254V254H253V253L251 254V252H250ZM211 256H212V255H211ZM211 256H210V257H211ZM176 257H177V258H176ZM181 257H182V258H181ZM193 257L195 258L196 261H193V259H194ZM214 257L216 258V256H214ZM158 259H159V258H158ZM161 259H162V256H161ZM176 259H177V260H176ZM180 259H181V261H182V260H183V261L180 262ZM184 259H186V258L184 257ZM191 259H192V261H191ZM203 260H205L204 257H203L202 261H203ZM206 260H207V262H208L209 260L211 261L212 259L209 258V260H208V259H206ZM216 260H218V259H216ZM249 260H250V259H249ZM259 260H260L261 262H260ZM212 261H213V260H212ZM218 261H219V260H218ZM255 261H257V262H255ZM258 261H259V262H258ZM168 262H167V263H168ZM173 262H171V264H173ZM175 262H176V263H175ZM192 262H193V263H192ZM216 262H217V261H216ZM221 262H222V261H221ZM231 262H233V261H231ZM231 262H230V264H231ZM203 263H204V261H203ZM208 263H209V262H208ZM201 264H202V263H201ZM204 264H207V263H204ZM218 264H220V263H218ZM227 264H228V263H227ZM235 264H238V263L235 262Z\"/></svg>", "mask_w": 264, "mask_h": 264}, {"label": "built area", "instance_id": "obj_3", "mask_svg": "<svg viewBox=\"0 0 264 264\" xmlns=\"http://www.w3.org/2000/svg\"><path fill=\"white\" fill-rule=\"evenodd\" d=\"M142 61L139 59L136 61L135 65L131 69H128V78L126 82L120 87L122 96L124 100L130 105V111H129V117H130V124L131 128L134 130V134H137L139 130H141L140 125L135 122L136 119H138L139 110L142 106V104L145 101H148L150 99L152 92L145 90L146 83L144 82L145 79V69L144 64H141ZM149 84V83H148ZM103 95L105 96V102L109 105H113L115 102V95H112V92L104 91ZM114 100V101H113ZM113 101V102H112ZM113 109V108H112ZM113 111V110H112ZM115 112V111H113ZM115 140L117 142H121L122 147L127 145L128 143L125 142V138L123 137H116ZM124 148V147H123ZM129 156V155H128ZM132 161H135L136 158L132 157ZM138 160V159H137ZM202 212V209H199Z\"/></svg>", "mask_w": 264, "mask_h": 264}]
</instances>
